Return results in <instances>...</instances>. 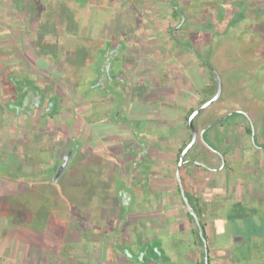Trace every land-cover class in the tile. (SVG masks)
I'll use <instances>...</instances> for the list:
<instances>
[{
    "label": "rangeland",
    "instance_id": "1",
    "mask_svg": "<svg viewBox=\"0 0 264 264\" xmlns=\"http://www.w3.org/2000/svg\"><path fill=\"white\" fill-rule=\"evenodd\" d=\"M76 1L74 0V3ZM98 1L92 0L95 5L93 19L96 21L99 19L98 10L102 11ZM135 1L138 0H132L133 3ZM249 1V7L246 9L249 17L240 22L241 17L236 16L232 25L228 22L230 17L227 0H142L139 11L147 15L144 14L143 18H136L139 12L131 10L132 8H125L124 14L117 12L120 25L117 23L119 30L116 35L123 41L121 54L136 59L135 53H132L131 47L128 46L129 42L134 41L135 46L133 44L132 47L137 49L143 58L140 61L142 62L140 68L147 67L143 61L146 60L150 65V72L142 74L141 78L144 79H141L137 74H131L124 64L119 63L118 69L122 70L128 79V91L118 80L106 79L104 86L96 90L87 84L82 94L95 99L87 102L89 108H85L75 76L68 75L55 61L60 43V37L56 40L55 33L60 29L58 23L61 24L58 13L61 8L56 7V1L50 0V3L46 4L48 0H0V92L7 88H15V84H21L19 88H22L27 79L22 81L23 83L17 82L16 79L23 74L34 78L36 74L40 76L43 87H53L65 102L59 111L62 114L59 115L58 125L51 121L39 123L24 117L0 116V264H48L49 258L55 264H71L69 259L71 252H65L61 236L69 222L75 223L72 219L73 213L82 215L87 213L91 223L92 235L88 242L84 239L80 242L81 246L76 244L79 248L74 250V254L78 256L80 254L87 256L98 242L97 236L107 233L110 228L114 233L109 234L108 239L114 240L118 236L125 241L128 237L125 231H131L136 237L141 233L145 238L151 236L160 240L164 253L173 263L196 264L194 260L196 256L192 251L195 240L201 251L202 246L199 245L201 240L198 228L194 229L193 233V230L188 228L187 218L184 217V214L189 212L188 207L184 206L180 198L181 206L175 202H168V190L155 189L156 184L164 183L167 177L158 170L154 172L149 166L156 153L155 149L161 146L155 144L161 140L160 136L150 129L157 125L158 116H170L174 112L173 106L163 101L177 102V95L182 90L185 89V93L188 92L190 95L189 99L192 102L185 100L188 106H198L201 98L210 97L213 92L206 91L204 83L212 82V76L217 79L214 69L220 73L224 87L227 86L225 80L229 78L233 82L244 76L250 80L249 88L253 95L252 100L255 101L249 110L259 120L260 126L264 127V109L261 106L264 101L260 98L264 96V70L260 69V64H264V0ZM103 3L105 9L106 0ZM39 5L42 9L38 8ZM220 7H222L218 17L220 26L218 25L217 29L220 32L204 34L207 36L205 38L204 35H201L202 37L192 35L183 39L185 43L190 42L202 48L200 50L205 59L213 66L207 68L201 66L193 54L179 51L170 39L168 30L179 24L174 9L183 17L189 13L201 17L214 12L217 8L221 9ZM82 14L86 16L88 13ZM195 22L192 16L187 19V24L192 25ZM99 23L102 24L101 19ZM108 26L106 23L102 31H106ZM135 29L141 30L137 32ZM106 34L108 35L107 31ZM129 37L132 38L131 41L128 40ZM97 42L103 46L102 39ZM142 44H146L144 48L149 53L143 52ZM209 44H212V50H209ZM110 45L109 41H106L104 49ZM99 52L100 49L92 52L96 61L100 60ZM76 58L77 61L81 59ZM95 64L89 66L95 68ZM182 72L187 75L183 82L184 87L182 80L178 79L179 73ZM114 73L110 74L113 76ZM152 78L157 79L155 86L149 90L145 89L152 82ZM189 80L192 82L190 86ZM28 84L31 85V82ZM233 89L237 100L234 99L232 102L227 100L224 91L219 99L197 114L194 123L198 130H202L229 110L240 107L238 101L240 93L236 82ZM158 95L163 101L157 100ZM262 99L264 100V97ZM4 100L5 97L0 95V103ZM145 115L148 122L140 120ZM130 121L132 123L140 121V125L127 127L131 126ZM235 121L240 123L245 122V119H240L238 114H231L211 125L205 131L204 138L209 139L213 146H209L200 138L190 148L187 157L199 159L206 165H219L217 154L214 150L212 152L208 150L214 147L226 153L230 152L231 158H237L240 154H243V157L246 155L249 158L254 157L252 159L254 163L262 168L264 161H261V158L264 156V150L252 149L250 137L243 131V127L236 128L234 124H230ZM120 123L125 126L119 127ZM60 125L63 131H68L67 136L77 134L81 140L84 139V135L90 136L95 144L94 146L91 143L72 144V147L77 145L80 147V153L73 155L69 167L60 178L65 179L60 180L58 184L50 181L51 185H43L41 191L36 190V186L38 188L42 185L40 179L45 177L44 169L49 168L52 161L50 156L54 155L56 161L67 151L66 144L59 143L58 137L62 132L59 130ZM43 130L47 132L44 133ZM101 134L106 138L99 139L98 136ZM136 141L143 144V147L150 146L149 155L137 153L134 144ZM160 148L162 149L163 145ZM168 148L166 156L168 159L172 158L174 175L171 176V181L175 183L178 149L171 144ZM172 149L173 151H169ZM95 154L103 156L104 164L108 163V168L103 171L98 169L89 180H82L78 175L81 173L79 164L82 161L87 163L88 156ZM228 162L232 163L230 160ZM93 165L92 169L95 170L94 162ZM235 165L233 162L234 167ZM118 166H121L122 170H119ZM186 166L191 168L193 173L206 176L197 182L196 191L199 195L197 194L196 199L190 195L197 210L199 211L198 207L203 209V222L208 223L211 237L207 239V244L212 258L215 257L214 254L219 255L222 264H264V174L256 177L248 161H243L241 166L246 169L250 167V173L240 176L241 174L237 172L236 177L231 176L225 168L206 169L190 163ZM135 171L146 172V177L151 174V181L137 185L131 176ZM140 177L138 173V178ZM212 177L216 180L209 179ZM29 182L36 183L35 187L32 188ZM108 182L110 186L107 187ZM82 183V186L79 185ZM110 188L119 192L122 189L131 192L132 203L125 205V212L117 222L118 227H115V224L112 229L111 227L100 229L98 222L101 216L90 213L84 206L82 198H88L94 203L106 200L104 190ZM84 189L87 192H84ZM69 193L72 201L67 200ZM49 195L51 199L47 201ZM119 200L124 201L120 198ZM61 205L70 206L66 208L70 209L65 215L66 219L57 216V208ZM47 214L52 215L50 220L47 219ZM130 215L131 219L132 217L135 219L133 224L118 225L119 222L127 221ZM238 216L244 218L240 219ZM83 223V219H78L79 226L82 227ZM75 226L73 224L72 227H68L70 230L65 233L66 239L80 238V233L73 230ZM106 248L110 253L111 243H107ZM65 254L68 258H64Z\"/></svg>",
    "mask_w": 264,
    "mask_h": 264
},
{
    "label": "trees",
    "instance_id": "2",
    "mask_svg": "<svg viewBox=\"0 0 264 264\" xmlns=\"http://www.w3.org/2000/svg\"><path fill=\"white\" fill-rule=\"evenodd\" d=\"M50 0H48V3L46 2V4H49ZM57 3V8H61V10L59 11L58 9V13L59 16L61 17V24L58 23L60 25V29L57 30L56 34V40L59 38L60 43L59 46L57 47L56 50V54H55V61L64 69V71L70 75V76H75L76 78V82H77V88L84 89L85 85H90L89 82H91V80H95L97 77H99L100 75H102L103 73H111V72H115L114 74H117L116 78L117 80L123 84V88L126 89L128 91V79L127 76H125V74L123 75L122 70L118 69V64L122 63L124 64L123 66L128 68V71H130L131 74H137L140 78L142 76V74L149 73L150 72V68H149V63L146 60L144 61V65L147 66L145 68H140V61H142V56L140 55V53L138 52L137 49H134L133 46V42L131 41L132 38H128L130 44L128 46L131 47V52L135 53L136 59H131V58H127L124 56V54L120 52L121 46L123 44V41H120V39L122 38H118V36L116 35L118 33L119 30V20L117 17V12H126L124 9L125 8H132L131 10L133 11H138L139 15L136 16L139 18H143L144 14L140 13L139 8H141L140 3L142 0H138L135 1V3L132 2V0H106V7L104 9V0H99L97 3L98 5H100V7L102 8V11L98 10V18L102 20V24L99 23V19L96 21L93 19L94 16V12H95V8L92 3V0H77L74 3V0H55ZM81 3H79V2ZM104 5V6H103ZM228 13H229V24L232 25L234 21V19L236 18V16H238L239 18L241 17L240 22L245 21L248 17H249V13L247 12V10L243 7H238L237 4L234 3H228ZM38 8L42 9V6H38ZM221 9H216L214 10V12L208 13L204 16H197L196 14H192L189 13L188 15H185L184 17L182 16V14H178L175 9H174V13L176 14V16L179 18V24L173 26V28H170L168 30V32L170 33V39L176 44L177 48L179 51L184 52V53H191L194 55V57L198 60V62L200 63L201 66L203 67H207V68H212L213 66L205 59V56L203 55V53L201 52L200 49L196 44L190 43V42H184L183 39L185 40L187 38V36H192L194 35L195 37H200L201 35H208V33H218L220 32L218 29V25L220 26V20H219V15L222 11V7H220ZM103 9L105 11H103ZM82 12L88 13L86 14H82ZM76 13V14H75ZM109 13V14H108ZM124 14V13H123ZM130 14V13H129ZM141 14V15H140ZM78 15V17H77ZM88 15V16H87ZM121 15V13H120ZM146 15V14H145ZM147 16V15H146ZM192 16L195 18L196 22L192 25L187 24V19ZM130 18V17H129ZM106 23H108V27L106 28V31L108 33V35L106 34V31H102L103 28H105ZM117 23H119V25H117ZM73 24V25H72ZM105 24V25H104ZM187 24V25H186ZM136 26V25H135ZM136 28V27H135ZM101 29V30H100ZM141 29H135V31L139 32ZM131 33V32H130ZM138 34V33H137ZM203 36L204 38L207 36ZM76 36L78 38H76ZM128 36V35H127ZM58 37V38H57ZM202 37V36H201ZM99 39L103 40V46L99 44V42H97ZM198 39V38H197ZM200 39V38H199ZM97 40V41H96ZM94 41H96V44H94ZM109 41V43L111 44L109 48L104 49V45L105 42ZM212 41V40H211ZM121 42V43H120ZM126 44V43H125ZM100 45V46H99ZM146 44H142V50L143 52H145L146 54L149 53V51L144 48ZM135 46V44H134ZM186 46V48L184 47ZM127 46L125 45L124 48H126ZM100 49L101 52H99L98 54L100 55V60L96 61L97 59H95L94 56H92V52H95V50ZM209 50H212V44H209ZM103 51V52H102ZM65 55V56H64ZM76 57H80L81 59H79V61H77ZM80 63V64H78ZM97 63V65L95 64ZM94 65L95 64V68H91L89 65ZM263 68L264 70V64H260V69ZM262 70V69H261ZM142 79V78H141ZM152 82L149 83V85L146 87V89L148 87H152L156 84V80L155 78H152ZM212 82L205 84V89L208 92H214L217 90L218 84H217V79L216 77L213 78V76L211 77ZM227 86L224 87L223 85V90H222V94L224 93V91L227 94V100H230V102H232L234 99H236V95H235V91L233 89V86L235 84V82L238 84V89H239V95L240 97L238 98L239 104H240V108L245 109L246 111L250 112L249 108L252 105V102L255 101L252 100L253 95L252 92L250 90V80L244 76V77H240L238 78L236 81L233 82V80H231L230 78L227 80ZM126 86V87H124ZM212 94V95H213ZM211 95V96H212ZM261 96V101H264L262 99ZM209 97H203L200 100L201 102H204L208 99ZM95 99V98H94ZM237 100V99H236ZM261 106H263L262 108L264 109V103L261 104ZM85 108H89V105ZM196 108V106L194 105H190L189 106V111L187 112L186 116H185V120H186V126L189 130H191V128L189 127V117L190 114L192 113V111ZM101 136H104V134H101ZM203 141L206 142V144H208L209 146H213V144L211 143V141L207 138H203ZM82 145V144H80ZM79 145V146H80ZM80 147L77 148V154L80 153ZM183 149L180 148L179 152H181ZM75 153V154H76ZM89 160L88 162H83L79 164L80 166V171L81 173H79L78 175H80L79 178H81L82 180L88 179L89 177L94 174L96 172V170H102L105 168H108V163L105 165L104 163V159L103 156H98L97 154L93 155V156H88ZM93 162L95 164L96 169L93 170L92 167ZM93 165V166H92ZM149 166L151 167V165L149 164ZM200 166V165H197ZM119 168V166H118ZM64 173V172H63ZM63 173L57 178L55 179V174H47L48 178H47V182L45 183V185H51V183H56L58 184L59 181H63L64 179H60L61 176L63 175ZM182 177L184 180V184L187 188L188 184L186 181V175L183 172L182 173ZM49 180V181H48ZM50 181H52L50 183ZM74 181V180H73ZM72 181V182H73ZM69 182V180H68ZM85 182V181H84ZM143 181H141V185H143L142 183ZM73 183H77V182H73ZM106 183V182H105ZM71 182H70V186H71ZM78 184V183H77ZM79 185H83L79 184ZM107 187L110 186L109 182L108 184H106ZM48 190V189H47ZM84 192H87L85 189L83 190ZM109 192V193H107ZM58 192H55V194H57ZM119 191H115V190H104V195L106 196V200H102L99 202H91L90 200H88V198H82V202L84 203V206H86L87 209L90 210V213H95L99 216H101V218L103 217H107L109 215L112 214H120V209L118 207L117 202V196H118ZM109 194V195H108ZM69 198H67L68 201H72V196L70 195V193L68 194ZM81 198V197H80ZM50 195L49 197L46 199L47 201H49ZM71 199V200H70ZM112 203V205L114 206L113 209H111V213H108L106 210V205L107 203ZM76 204V202H75ZM82 204V203H81ZM64 205V204H63ZM61 205L60 207L57 208L58 213L57 216H62L61 219H66L67 212H70V209H66L69 208L65 207ZM68 205H70L68 203ZM102 205V206H101ZM71 208H72V204H71ZM108 209V208H107ZM73 210V209H72ZM101 210V211H100ZM199 213L201 215V217L203 216V209H201L199 207ZM73 221L75 223L76 226L74 227L75 229L73 230H77L79 233H81V240L78 242V245L81 246L80 242H82L84 239L88 242V238H87V233L91 232L90 230V219L88 217V214L85 213L84 215L80 214V213H73ZM77 214V215H75ZM191 215V214H190ZM51 214L48 215L47 214V219L50 220L51 218ZM235 217H237V215H234ZM241 217V216H238ZM78 219H83L84 223L83 226H79L78 225ZM69 225L64 227V232L61 236V243H62V247L64 248L65 252L67 253V251L72 247L71 243L69 242L68 239L65 238V233L66 231L68 232V230H70L68 227H72V223H68ZM207 222H203L201 221V225L203 227V233L204 236L208 239V235H207V229L206 227ZM99 225V222H98ZM102 225V224H101ZM72 230V229H71ZM200 239L202 240L200 234H199ZM71 250V249H70ZM72 256V255H71ZM73 257V256H72ZM75 259L76 258H81L80 256L74 255ZM209 261H210V256H209ZM200 264H205V260H203Z\"/></svg>",
    "mask_w": 264,
    "mask_h": 264
},
{
    "label": "flooded vegetation",
    "instance_id": "3",
    "mask_svg": "<svg viewBox=\"0 0 264 264\" xmlns=\"http://www.w3.org/2000/svg\"><path fill=\"white\" fill-rule=\"evenodd\" d=\"M227 1H228V3H234V4L239 3V4H237L238 7H243L245 9H247V7H249L248 5L250 3L249 0H233V1L227 0ZM116 75L117 74L112 76L109 72L103 73L102 75L97 77L95 80H91V82H89L90 87L93 88V90L101 89L104 86V81L106 79L111 80V81L117 80ZM31 78H30V75L23 74L21 77L16 79L17 82H22V81H25L27 79L28 82L25 81L26 82L25 84L22 82L23 83V85L21 86L22 88H19L21 84H19V85L15 84V88H13V89L7 88L4 92H2V93L0 92V95L5 97L4 102L0 103V116H3V117H5V116L6 117H8V116L24 117L29 121H31V119H34V122L36 120L39 123H42V122L47 123V121L48 122L51 121L52 123L58 125L60 123L59 115L62 114L59 111L62 108V105L65 104L61 94H59L58 91H55L53 89V87H49V88L43 87L42 83L40 82V76L35 74L34 78L33 77H31ZM30 82H31V85L28 84ZM217 84H218V81H217ZM80 91H81L80 97L82 99L83 106L86 107V105H87V107H88L87 102H89L90 100H93L94 98L91 96H84V94H82L84 92L83 88H81ZM217 91H218V87H217ZM210 98H211V96L208 99H210ZM163 102H167V101H163ZM201 103H203V102H201ZM198 106H196V107H198ZM231 114H238L240 119H245V122L239 123L238 121H235V122L230 123V124H234L236 128L237 127H241V128L243 127V129H244L243 131H245L250 137V141H251L250 145H251L252 149L264 150V127L262 128L260 126L259 120L257 118H255V116L253 114H251L250 112H248L245 109H242L240 107L233 108V109L229 110L226 114H224V115H226L225 118H227ZM142 121L148 122L147 119L142 120ZM139 122L132 123V121H130L131 126L127 125V127L132 128L133 126L140 125ZM188 123H189V121H188ZM46 125L47 124H45V126ZM121 125H124V124L120 123L118 126L121 127ZM60 127L61 128H59V126H58L59 130L62 132L58 137L59 143H65L67 146V151L61 159H58L56 161L54 160V159H56L54 157V155L50 156V160H52V161L54 160V162L51 161L49 168L44 169L45 177L40 179L42 181V185L38 188L36 186V190H39V191L42 190V186L45 185L46 180L48 178L46 176L47 174H55V175L57 174L60 166L64 162L67 155H70V160H69V163L65 169H67L69 167V165L71 163L70 161L72 160L73 155L78 151L77 150L78 145H77V147H72V144L91 143V144H93L92 146H94V144H95L94 140H92V137H90V136L84 135L83 136L84 139H82V140L79 138V135H77V134L72 135V136H67L66 133H68V131L67 130L63 131L61 125H60ZM53 130H55V129H53ZM56 130L58 131V129H56ZM150 131L155 133L152 129H150ZM200 131L201 130H199V132ZM43 132L46 133L47 131L43 130ZM98 137H99V139H101V138L105 139L106 138L105 136H101V135H99ZM191 139H192V137H191ZM134 144H136L137 153L139 154L140 153V151H139L140 143L136 141ZM187 144H185L183 146V149L186 147ZM183 149H182V151H183ZM210 149H211V151L214 150V152L217 154V156L221 162V163L219 162V165H211V164L206 165L202 161H201V163H196L192 160H189L186 163H184L181 167V177H182V173L183 172L185 173L184 167L186 166V164H189V163L193 164V165H200L201 167H204L206 169L218 170V169L225 168V170H233L234 169L233 166L228 161L230 160L231 162L237 163L238 159H244V157H245V156L243 157V154H240L237 157L238 159L235 157L231 158L232 155L230 154V152L226 153V152L218 150L214 147H212ZM181 152L178 151V154H177V166H178L179 157H180ZM53 154H54V152H53ZM253 158H251V157L249 158L247 155L245 157V159H247V161L250 162L251 166L253 167V170L255 171V176L260 177V175L264 174V165L262 168H260V166L257 163H254V160H252ZM257 158L259 159V157H257ZM188 159H196V158H188ZM258 159H257V161H259ZM261 161H264V156H262ZM222 162H223V164H222ZM65 169H64V171H65ZM138 173L139 172H137V171L132 172L131 176L137 185H141L140 184L141 183L140 178H138ZM145 173H143V172L139 173V176L143 175L146 177ZM175 175L177 176V167H176ZM187 175L189 176L190 179H192L193 183L200 181L198 178H196L194 176V173H192L191 170L187 173ZM147 176L149 177V175H147ZM209 179L214 180L215 178L212 177ZM182 182L184 184L183 177H182ZM29 185L33 188V187H35L36 183L29 182ZM177 188L179 190L180 196L182 197L184 205L187 206V204L185 203L184 198H183V194H182V191H181V188L179 185L178 178H177ZM184 188H185V193L189 197V200L192 203L195 211L197 212L198 218H199L200 223H201V221H203V220H202V217H201L199 211L197 210V207H195V205L192 201V197H191L190 192H189V187L187 186V188H186V186L184 184ZM119 194H120L119 198L124 200L122 202L121 200H119V198L117 196L118 200L116 203L118 204V207H119L121 213L118 215L112 214L111 209H113L114 206L112 205V203L108 202L105 208H106L107 212L111 213L112 215L100 218L99 225H98L100 229L101 228L106 229L109 227H111V229H112L115 226V224H116L115 227H118L117 222H118V220H120L122 218V213L125 212V209H126L125 205L132 203V197L133 196L131 195V192H129L128 190L126 191L125 189H122L121 192H119ZM190 214L191 213L189 211V217L194 223V227H195L194 229L198 228V235L200 234V236L202 238V240L200 239L201 242L199 243V245L202 246L203 258L199 259V262L196 263V264H200L203 260H205V251H206L205 250V243H204L203 236L201 235V233L199 231V226H198V223H197L195 217L192 214L191 215ZM130 217H131V215L128 216L127 221L119 222L118 225L133 224L135 222V219H133V217L131 219ZM130 219L133 221H131ZM202 229H203V227H202ZM113 233H114V231L111 232L110 228H109L107 233L98 235L96 238L98 240V242L95 244V246L90 251V253L87 256H83L82 254H80L79 256L81 258H76V259L74 257V255H76V254H74V250H76V248H79V246H76V244H78V242L81 240V237H82L81 233H80L79 239H69V242L71 243L72 247L70 248L71 250L69 249L67 251V253L71 252V255L73 256V257L69 256V259L71 260L70 261L71 264H179V263H173L171 261V259L164 253L163 243L160 240H158L157 238L153 239L151 236H149V238L148 237L145 238L143 236V234H141V233L137 234V237H136L131 231H125L126 235H128V237L125 238V241L122 240L118 236L115 237L114 240L108 239L109 234L113 235ZM91 235H92V233H90V232L87 233V238L89 239V237ZM195 242H196V240H195ZM107 243H111V245H112L110 253H108L106 251V249H108V248H106ZM92 246H93V244H92ZM75 253H77V252H75ZM38 255H40V253ZM64 258H68V255L65 254ZM48 264H55V263L51 258H49Z\"/></svg>",
    "mask_w": 264,
    "mask_h": 264
},
{
    "label": "crops",
    "instance_id": "4",
    "mask_svg": "<svg viewBox=\"0 0 264 264\" xmlns=\"http://www.w3.org/2000/svg\"><path fill=\"white\" fill-rule=\"evenodd\" d=\"M178 77H179L178 79L180 81L182 80V83H183L186 80L187 75L184 72H182V73H179ZM142 79H144V78H142ZM190 81L191 80L188 81L189 86H190V83L192 85V82H190ZM204 84H207V83L205 82ZM184 85L185 84L183 83L182 87H184ZM154 86H152V87H154ZM152 87H148L147 89L149 90ZM145 89H146V87H145ZM184 90H182L181 93H179L177 95V98H178L177 102L176 101L164 102V103H168L171 107L173 106V110L172 111H174V112L171 113L170 116H165V115L158 116V119L156 120V121H158V123L155 126V128H153L152 130L155 133H157L158 136H160L161 140L159 142L156 141L155 144L158 145V146L161 145L160 147H162V145H163V148L161 149L160 147L157 146L158 148L155 149L156 153H154V155H153L152 163H149V164H151V168L154 169V172H157L156 170H158V172L160 174H162V175L167 177L166 178L167 181H165L164 183H161V184H156V188L155 189L156 190H159V189L160 190H162V189L168 190V192H169L168 193L169 196H167L168 200H167V197L165 199L168 202H171V203L175 202L179 206H181L179 198L182 200V197L179 194V190L177 188V182L172 183V181H171V176L174 175L173 170H172V165H171L172 164V162H171L172 158L168 159L166 155H167V152H168V149H169L168 148L169 144H171L174 148H177L178 151H179L180 148H182L185 144H187L190 141L191 137H192L191 136L192 132H191V130H189L187 128L186 120H185V116H186L187 112L189 111V106L190 105L188 106L186 104L185 100L190 101V102H192V101L189 99V96H190L189 93L188 92L185 93L186 90L185 91ZM195 96H198V95H195ZM156 97H157V100L158 99L161 100L160 95H158ZM146 119L148 120V118H146V115H145L140 120H146ZM199 139H200V137L198 138V140ZM151 144H154V143H151ZM208 150L210 152H212L210 148H208ZM139 151H140L141 155H149L150 146L149 147L148 146L147 147L146 146L143 147V144H140ZM169 151H173V149L169 150ZM163 159H165V160H163ZM244 159H238L239 161L237 160V163L234 162V164L237 165V166L235 165V167L233 166V162L231 163V165L233 166L234 169L233 170H227L231 176L236 177V174L238 175V173L241 174L240 176L246 175V173H248V172L250 173V169H251L250 167H247V169H246L243 166H241V164H243V161H247V159H245V160ZM191 165H193V164H191ZM120 169H121V166H119V170ZM190 170L193 173V170L186 166V168H185L186 181H187V184H188V187H189L190 194L194 196V199H196V196L198 194L197 191H196V185H198V183L200 181H197L198 183L197 182L193 183L192 179H190L189 176L187 175V173ZM139 173H142V172H139ZM150 176H151V174L149 175V177H145V176L141 175L140 181H143L142 183L146 184L147 181L148 182L151 181L150 180L151 179ZM194 176L196 178H198V179L200 178L199 180H202L203 178H206V176H204L203 174H199V173L198 174L194 173ZM142 179H144V180H142ZM145 181H146V183H145ZM184 206H186V205H184ZM184 217L187 218L186 221H187V224H188V228L193 230V233H194V228L195 227L192 224L193 221L189 217V212L184 214ZM235 218H237V217H235ZM238 218L242 219L244 217L241 216V217H238ZM163 219H164V216H163ZM168 226H169V224H168ZM206 229H207V235H208V238H209V237H211V235L209 233V227L207 226ZM192 251H193V255L196 256V257L194 256L195 257L194 260L196 261V263L199 262V258L201 259V252L202 251L200 250V247L197 246L196 242H195L194 247L192 248ZM209 256H210V264H222V260H221L219 255L214 254L215 257L212 258V255L209 253Z\"/></svg>",
    "mask_w": 264,
    "mask_h": 264
},
{
    "label": "water",
    "instance_id": "5",
    "mask_svg": "<svg viewBox=\"0 0 264 264\" xmlns=\"http://www.w3.org/2000/svg\"><path fill=\"white\" fill-rule=\"evenodd\" d=\"M214 71L216 72V75H217V79H218V91L216 92V94L214 96H212L210 99L206 100L205 102L201 103L198 107H196L192 113L190 114V117H189V126L192 130V139L191 141L186 145V147L183 149V151L181 152L180 154V157H179V162H178V166H177V178H178V181H179V185H180V188H181V191H182V194H183V198H184V201L185 203L187 204V207L190 211V213L195 217L197 223H198V226H199V231L201 233V235L203 236V239H204V243H205V263L206 264H210V261H209V249H208V244H207V238L204 236V233H203V229H202V226H201V223H200V220L198 218V214L197 212L195 211L192 203L190 202L189 200V197L186 195L185 193V188H184V184L182 182V177H181V167L184 163H186L187 161L189 160H192L196 163H201V161H199L198 159H188L186 156H187V153L188 151L190 150V148L195 144V142L198 140V138H202L204 137V133L205 131L211 126L213 125L214 123L216 122H219L221 121L222 119H224L226 117V115L216 119L215 121H212L211 123L207 124L200 132L199 130L197 129V127L195 126V123H194V120H195V117L197 116V114L202 110L204 109L205 107H207L208 105H210L211 103H213L214 101H216L217 99H219L222 95V90H223V81H222V77L220 75V73L214 69ZM69 160H70V155H67L64 162L62 163V165L60 166L57 174L55 175V179H57L60 174L64 171V169L67 167L68 163H69Z\"/></svg>",
    "mask_w": 264,
    "mask_h": 264
}]
</instances>
